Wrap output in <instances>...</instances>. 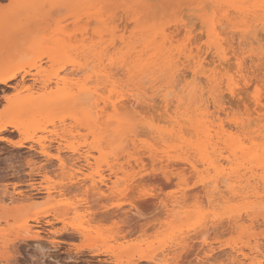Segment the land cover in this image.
<instances>
[{
  "label": "rangeland",
  "instance_id": "1",
  "mask_svg": "<svg viewBox=\"0 0 264 264\" xmlns=\"http://www.w3.org/2000/svg\"><path fill=\"white\" fill-rule=\"evenodd\" d=\"M210 1L0 0V71H20L16 79L0 85V137L4 138L0 141V264H31L39 258L48 264H264V103L253 101L261 93L264 102V32L258 27L252 35V27L251 33H242L245 26L255 25L251 16ZM260 1L235 0V6L264 8ZM190 18L194 19L188 24ZM210 19L221 27L215 41L204 24ZM187 31L195 34L193 39L200 34V41L191 40L193 33ZM213 44L223 50L230 67L214 59V49H207ZM88 49L104 51L101 60L91 64L98 78L93 71L86 75L92 76L90 87L98 86L110 108L95 125L79 123L83 107L72 101L69 106L42 101L30 107L19 101L46 82L45 93L55 95V100L63 90L74 92L85 74L72 70L85 61ZM207 51L210 58L205 57ZM185 55L196 60L201 56L203 72L219 84L215 92L204 81H191ZM174 71L189 78L171 86L169 76ZM105 73L112 76L111 83L103 82ZM145 73L148 76L139 81ZM56 78L73 84L56 85ZM237 87L244 94H237L241 90ZM137 94L143 97L140 106L149 108L134 104L129 119L123 110L126 117L112 112L110 104L116 96H125L121 99L127 102ZM131 114L136 118L131 120ZM199 123L208 127L206 134L197 130ZM94 137L98 143L89 146ZM22 141L25 147H18ZM127 141L122 151L120 145ZM40 142L48 145L50 158L39 153ZM58 148L63 159L72 158L71 149L89 151L90 162L77 164L83 168L76 175L74 192L66 190L73 168L60 167L53 158ZM112 148L120 157L117 162ZM208 158L213 166L207 164ZM186 159L199 165L197 172L193 174ZM113 164L119 168L118 181L109 176L108 166ZM225 173H230L227 196L211 193L214 180ZM99 174L109 179L106 183L113 189L106 200L95 197L91 187V179L98 180ZM100 187L108 194L105 186ZM115 211L120 217L112 215ZM25 221L31 226L29 233L20 230Z\"/></svg>",
  "mask_w": 264,
  "mask_h": 264
},
{
  "label": "bare ground",
  "instance_id": "2",
  "mask_svg": "<svg viewBox=\"0 0 264 264\" xmlns=\"http://www.w3.org/2000/svg\"><path fill=\"white\" fill-rule=\"evenodd\" d=\"M210 1V0H209ZM211 2V1H210ZM216 2L217 3H223V4H227L228 6H232V7H234V9L236 10V12L237 13H239V14H242L243 16H251V18H252V22L255 24L254 26H245V28L242 30V33H251V28L252 27H254V30H252L253 31V33H252V35H254V32L256 31V29L258 28V27H260V30L261 31H263L264 32V8H257L258 7V5H255V4H253L252 5V10H243V8L239 5H237L236 4V6H235V0H216ZM257 2H258V0H257ZM261 2V4H263V6H264V0H261L260 1ZM255 3V2H254ZM213 4H214V2H213ZM212 4V5H213ZM199 6V5H198ZM208 5H207V9H208ZM244 7V6H243ZM248 8V7H247ZM216 11V10H215ZM202 12V11H201ZM227 12V11H226ZM215 13H217V12H215ZM214 13V14H215ZM199 15V14H198ZM197 15V16H198ZM204 16V15H203ZM211 16V15H210ZM209 16V17H210ZM188 17V16H187ZM208 17V16H207ZM224 17L226 18V16L224 15ZM194 18H190V20L189 21H187V23L188 24H190V23H192V21L191 20H193ZM203 19V18H202ZM207 19V18H206ZM205 20V19H204ZM191 21V22H190ZM216 21V20H215ZM205 22V21H204ZM205 26L206 27H208L207 29V33L213 38L212 40L213 41H215L217 38H218V33H217V29H221V27H219V25H217L213 20H207L205 23ZM178 25V24H177ZM176 25V27H177V30L179 29L178 28V26L180 25H178L177 26ZM185 25H187L186 24V22H185ZM192 25H194V29H195V27H196V25H197V23L196 24H192ZM222 24L220 23V26H221ZM188 26V25H187ZM187 26H184V27H187ZM199 26V25H198ZM200 27V26H199ZM219 27V28H218ZM182 28H183V26H182ZM181 28V33H182V30H184V29H182ZM197 28V27H196ZM194 29L192 30L193 32H194ZM222 29H224V31H225V29L226 28H222ZM162 30V29H161ZM163 30H165V29H163ZM159 31V30H158ZM196 31V30H195ZM164 31H161V33H163ZM178 32V31H177ZM193 32H191V31H187V32H185V34L186 33H193ZM222 32V31H221ZM173 33H176L175 31L174 32H172V34ZM179 33V32H178ZM195 33V32H194ZM193 33V36H191V40H195V41H200L199 39H201V36H200V34H198L199 36H200V38L198 39V35L196 34V37L193 39L192 37H194V34ZM202 33H203V31H202ZM229 33V32H228ZM155 34V33H154ZM180 34V33H179ZM219 34H221L220 32H219ZM234 34V33H233ZM257 34H259V33H257ZM256 34V35H257ZM222 35V34H221ZM220 35V36H221ZM264 35V34H263ZM263 35H261V40H262V37H263ZM177 36V35H176ZM203 36H204V34H203ZM209 36V37H210ZM247 36V35H246ZM168 37V36H167ZM222 37H224V35H222ZM260 36L258 35V38H259ZM169 38V37H168ZM184 38H186V37H184ZM225 38V37H224ZM245 38H247V37H245ZM198 39V40H197ZM241 39V38H240ZM249 39H251V38H249ZM256 39V38H255ZM264 39V38H263ZM225 40H227V38H225ZM234 40V39H233ZM254 40V39H253ZM261 40H259V41H261ZM224 41V40H223ZM227 41H229V40H227ZM263 41V40H262ZM204 42V41H203ZM225 42V41H224ZM223 42V45H224V47H228V46H226V44H228L229 45V43L227 42V43H224ZM166 43V42H165ZM190 43L192 44V43H194V42H192V41H190ZM197 43H199V42H197ZM197 43L195 44V45H197ZM253 43V42H252ZM255 43H256V41H255ZM255 43H253L254 45H255ZM187 44H189V42H187ZM260 44V43H259ZM230 45H231V42H230ZM264 45V43L262 44V46ZM202 46V45H201ZM204 46V45H203ZM232 46V45H231ZM231 46H229V47H231ZM187 47H188V45H187ZM205 47H207V46H205ZM207 49H209V51H210V49H214V52H212L211 54H215V57H214V59L215 58H217V60H218V62H220V65L221 64H224L223 62H225V56H224V54H223V50H221L220 49V47L219 46H217L216 44H213V46L212 47H210V46H208L207 47ZM193 50V49H192ZM203 50H204V47H203ZM202 50V51H203ZM225 50V49H224ZM227 50H228V48H227ZM229 51L230 50H228V53L226 52V54L228 55V54H230L229 53ZM149 52V51H148ZM192 52V51H191ZM231 52V51H230ZM199 53V52H198ZM203 53V52H202ZM201 53V54H202ZM210 53V52H209ZM204 54V53H203ZM206 54V53H205ZM207 54H208V51H207ZM103 55H104V51L102 50L101 52H97L95 49L94 50H90V49H88V51L87 50H85V53H84V59H85V61L83 62V63H81V64H78L77 65V67L75 68V70L73 69L72 70V73H77V74H85V77H83V79L81 80V81H79L76 85H75V87H74V89H75V91L74 92H72V90L70 89V88H68L70 91H67V90H63V91H61V92H59V93H57L56 94V100H55V95H52V94H48V93H45V89L47 88V82L46 83H43V86L41 87V88H39L38 90H37V92H33V93H30V94H28V95H26L25 97H23L22 99H20L19 101H23V105L24 106H26V107H30V106H33V104L34 103H36V102H42V101H44V102H46V104H48V105H53V104H58V105H63V106H69L72 102H73V105L75 104V106L76 107H83V109H82V111H84V115H79V123L80 124H82V125H87V126H89V125H91V124H96L97 123V121H98V119H99V117L100 116H102V114L104 113V111H105V108L106 107H108L109 106V103H107V100H102L101 99V96L99 95V88H98V86L96 85V86H93V87H90V78L92 79V76L89 74V75H86V74H88V71H93L95 74H94V78L95 77H97L98 78V71L97 70H95L94 71V67L93 66H91V64L95 61V62H97L96 60H98V61H100L101 60V58L103 57ZM145 55V54H144ZM106 56V55H105ZM205 56V55H204ZM209 57L210 58V56H209V54L208 55H206L205 57ZM189 55H185V58L186 59H188V60H190V65H189V73H187V75H189L190 76V78H191V81L194 83V84H196V82L198 81V82H202V81H204V82H206V84L207 85H211L212 86V88L214 89V91L213 92H215V90H216V88H217V86L219 85L216 81H217V79L214 77V76H211V75H207L205 72H203V63L201 62V59H200V57L198 56V59L196 60L195 58H193V57H190ZM233 57H234V55H233ZM237 57V56H236ZM212 58V57H211ZM262 57L260 56V59H261ZM205 59V58H204ZM234 59V58H233ZM259 59V60H260ZM127 60V59H126ZM231 60V59H230ZM184 61V60H183ZM253 61V60H252ZM212 62V61H211ZM211 62H210V64H211ZM213 62H215V61H213ZM240 62V61H239ZM243 62V61H242ZM225 64H226V67H228V65H229V67L231 66L230 65V63H228V65H227V63L225 62ZM236 64V63H235ZM241 64H243V63H241ZM204 65H205V63H204ZM219 66V65H218ZM225 65H223V67H224ZM238 66H240V65H238ZM225 67V68H226ZM234 67H235V65H234ZM243 67V66H242ZM241 67V68H242ZM216 68H217V66H216ZM224 68V69H225ZM239 68V67H238ZM112 69H114V68H111V70ZM217 69H219V68H217ZM221 70H222V68H220ZM219 69V70H220ZM244 69V68H243ZM120 70V69H119ZM220 70V71H221ZM226 70V69H225ZM239 70V69H238ZM117 71H118V69H117ZM117 71H116V73H117ZM97 72V73H96ZM237 72V71H236ZM119 73V72H118ZM176 72L174 71V72H171V74H170V76H169V85H171V86H173V84L176 82H180V81H184V80H186V77H187V79L189 78L187 75H185V74H182V75H180L179 74V72H178V74L176 75L175 74ZM238 73V72H237ZM243 73V72H242ZM20 74V71L19 70H14V71H9V70H3V71H0V85H7L10 81H12V80H14V79H16V77L18 76ZM119 74H121V71H120V73ZM219 74V73H218ZM180 75V76H179ZM243 75H244V73H243ZM148 76V73H145V74H141V76H140V78H139V81L141 80H144L146 77ZM241 76V75H240ZM103 77H104V80H103V82H107V83H111L112 81V79H111V75L110 74H107V73H105L104 75H103ZM132 78H133V76H132ZM202 78H203V80H202ZM247 78V77H246ZM223 80V79H222ZM232 80H235L234 78L232 79ZM240 80V79H239ZM254 80H255V78H254ZM22 81H24V79H22ZM72 81V80H71ZM71 81H69L67 78H56L55 79V84L56 85H58V84H63V85H66V86H71L73 83L71 82ZM147 81L148 82H150V81H152V79L151 78H149V80L147 79ZM242 81V80H241ZM241 81H239V82H241ZM143 82V81H142ZM145 82V81H144ZM239 82H237L236 84H238ZM249 82V81H248ZM255 82H258V80H256ZM203 83V82H202ZM201 83V84H202ZM231 84L229 85V90H230V93L231 94H234L235 93V89H233V88H235V86H233V88L231 87V85H232V82H230ZM198 84V83H197ZM239 84H241V83H239ZM248 84V83H247ZM178 85H179V83H178ZM177 85V86H178ZM199 85V84H198ZM112 87H113V89H115L116 88V86L113 84V85H111ZM240 86V85H239ZM243 86V85H242ZM245 86H247V85H245ZM261 86H263V85H261ZM223 87V86H222ZM23 88H25V86H23L22 87V89ZM175 88V87H174ZM238 89H240L241 87H237ZM246 89H248L247 87H245ZM106 90L107 89H109V87L107 86V88H105ZM111 89V88H110ZM205 89V88H204ZM238 89H236V90H238ZM264 89V88H263ZM26 90L27 91H31V88H26ZM99 90V91H98ZM117 90V89H116ZM241 90H242V88H241ZM241 90H238L237 91V94L238 93H242V94H244V89L241 91ZM105 92V91H104ZM115 92V91H114ZM114 92H112V98H113V95L115 94ZM170 92V90L168 91V93ZM179 92V91H178ZM168 93H167V96H168ZM203 93V92H202ZM220 93V92H219ZM264 93V92H263ZM141 94H144V93H141ZM184 94V93H183ZM199 94V93H198ZM247 94V93H246ZM188 95V94H187ZM202 96H203V94H201ZM264 95V94H263ZM177 96V95H176ZM185 94H184V99H185ZM213 96V95H212ZM125 98V96H119V99L117 98V96H116V98H117V100H120L121 98L122 99H124ZM131 97L132 98H128L129 100H126L127 102H124L125 100H123V102H122V99H121V101H119V102H117V101H115V99L113 100V102L110 104V107L112 108V112L113 113H115V114H119V115H121L119 112H121L122 113V115L121 116H123V115H125V117H126V112H127V119H129V116L128 115H130V114H128V112L130 113V111L132 112V113H134V107H135V105H137V103L139 104V107H142V109H144V108H149V106L150 105H147L146 107H144L143 108V106H140V101H141V99L143 98L142 97V95H140V94H137L136 96H134V95H131ZM200 97V96H199ZM204 97V96H203ZM233 97H235L236 98V94H234V96ZM261 93H260V97L259 96H255L254 98H253V101H254V103L256 104V105H262V103H264L263 102V98L261 99ZM111 98V99H112ZM127 98V97H126ZM166 97L165 96H163V102L164 103H166L167 104V99H165ZM216 98V97H215ZM220 98H221V96H220ZM222 98H223V96H222ZM197 99V98H196ZM204 99V98H203ZM224 99V98H223ZM221 100V103H223L222 101H224V100ZM102 100V102H100L101 104L103 103L104 105H103V108H100L101 106H100V103H99V101H101ZM152 99H150L149 98V101H151ZM220 100V99H219ZM72 101V102H71ZM155 101H156V99H155ZM142 102V101H141ZM153 102V101H152ZM159 102V101H158ZM174 102V101H173ZM178 104H180L181 102H180V100H177L176 101ZM211 102V101H210ZM225 102V101H224ZM204 103V102H203ZM250 103H252V101L250 102ZM249 103V104H250ZM135 104V105H134ZM142 104V103H141ZM153 104H154V102H153ZM205 104V103H204ZM133 105H134V107H133ZM144 105V104H143ZM248 105V104H247ZM246 105V106H247ZM156 106H158V105H155V106H153L155 109H159L160 110V108L158 107V108H156ZM161 106V105H160ZM169 106H171V105H169ZM209 106V105H208ZM152 106H151V108L152 109H154ZM216 107V106H215ZM249 107V106H248ZM169 108V107H168ZM168 108H167V111H169L168 110ZM198 108H200V107H198ZM198 108L196 109V110H198ZM258 108V107H257ZM110 108L108 107V110H109ZM141 109V108H140ZM248 109V108H247ZM120 110H123V112H125V113H123L122 111H120ZM139 110V109H138ZM209 110V109H208ZM260 109H258V111H259ZM116 112H118V113H116ZM154 112V111H153ZM215 113V112H214ZM254 113V112H253ZM164 114L165 113H160L159 114V117L161 118V116L163 115L164 116ZM212 114V113H211ZM249 114H252V113H250L249 112ZM161 115V116H160ZM134 116V115H133ZM135 116H136V114H135ZM134 116V117H135ZM166 116V115H165ZM209 116V115H208ZM103 117V116H102ZM131 117H132V114H131V116H130V119H131ZM134 117H132V119L134 118ZM136 118V117H135ZM131 119V120H132ZM130 121V120H129ZM135 120H133V122H134ZM168 121V120H167ZM83 122H84V124H83ZM133 122H130V126L129 127H131V130H132V132L133 133H135V127H133ZM185 123V122H184ZM187 123V122H186ZM250 123V122H249ZM117 124H118V122H117ZM120 124V123H119ZM122 124H126V123H122ZM135 124V123H134ZM202 125H200V123L199 124H197V126H198V128L199 129H197V130H199V131H202L203 133H205L206 134V131H208V127L206 126H204V124L205 123H201ZM251 124V123H250ZM250 124H248V125H250ZM81 125V126H82ZM116 124H114L113 126H115ZM136 125V124H135ZM246 126V125H245ZM97 127V126H96ZM96 127H95V130L94 131H96ZM122 127V126H121ZM132 127L134 128V129H132ZM238 127V126H237ZM145 128V127H144ZM105 129V128H104ZM122 129V128H121ZM121 129H119V131H120V134H121ZM17 130V129H16ZM130 130V129H129ZM134 130V131H133ZM145 130H146V128H145ZM18 131V130H17ZM123 131V130H122ZM147 132H148V130H146ZM148 133H150V132H148ZM93 134V133H92ZM97 135V134H96ZM116 135V134H115ZM95 136V135H94ZM131 136V135H130ZM97 137V136H96ZM96 137H94V139H92L93 141H91V143H89V146H91L92 145V143L93 144H97L98 143V139L96 138ZM115 137V136H114ZM258 137V136H257ZM93 138V137H92ZM3 139L4 138H2V137H0V141H3ZM100 140V139H99ZM117 140V139H116ZM123 140V139H122ZM121 140V141H122ZM232 140V139H231ZM238 140V139H237ZM237 140H235V141H237ZM117 142V143H119V144H121L122 142ZM234 141V139H233V142H235ZM100 142V141H99ZM243 142V141H242ZM58 144H59V142H57ZM108 143V142H107ZM126 143H129L128 141L127 142H125V145L123 146V145H120L121 147H124V148H122L121 150L122 151H124V150H126L127 149V144ZM238 143V145H240V143L239 142H237ZM244 143V142H243ZM247 143V142H246ZM18 144V147H25L24 146V142L22 141V142H20V143H17ZM118 144V145H119ZM187 144V143H186ZM185 144V145H186ZM196 144H198V143H196ZM195 144V145H196ZM249 144H252V143H249ZM117 145V144H116ZM118 145L116 146V149L115 148H112V150H116V152H117V154H119V155H121L120 153L122 152H120L119 153V150H118V148L120 149L121 147H118ZM189 145V144H188ZM245 145V144H244ZM110 146V145H109ZM199 146V145H198ZM241 146V145H240ZM243 146V145H242ZM242 146H241V149H243L242 148ZM248 146V145H247ZM113 147V146H112ZM236 147V146H235ZM245 147H246V145H245ZM91 148V147H90ZM97 148V147H96ZM126 148V149H125ZM101 149V147L100 148H98V150H100ZM240 149V148H239ZM115 150H114V152H113V154H111L112 156H113V160L114 161H118V157H119V155H118V157L116 158V156H117V154L115 153ZM216 150V149H215ZM57 151H58V153L57 154H55L54 156H53V158L54 159H56L57 160V162L59 163V166L60 167H65L66 166V164H69V166L71 167V168H73V170H74V176L73 177H71L72 178V180H70V182H69V185L68 186H66V190L68 191L69 189L70 190H73L72 192H74V191H76V190H74V189H76L77 188V173H81L82 171V168H83V166H82V168H81V165H77V164H79L80 163V161L82 162H84V163H86V164H88V162H90V154H89V151H83V152H81V151H79V150H77V149H71V157L72 158H70L69 157V159L67 158V159H63L61 156H60V148H58L57 149ZM227 151V150H226ZM248 151V150H247ZM193 152V151H192ZM191 152V153H192ZM220 152V151H219ZM224 152V151H223ZM241 152V151H240ZM251 152V151H250ZM39 153L42 155V156H44V157H47V158H50L51 156H50V154L48 153V145H46V144H44V143H42V142H40L39 143ZM168 153H172V152H170V151H168ZM252 153V152H251ZM250 153V154H251ZM259 153V152H258ZM172 154H174V153H172ZM179 154H181V153H179ZM224 154V153H223ZM227 154V153H226ZM252 154H254V153H252ZM251 154V155H252ZM157 155V154H156ZM178 155V154H177ZM247 155V154H246ZM255 155L257 156V153H255ZM255 155H252L253 157L255 156ZM263 155H264V153H263ZM208 156V155H207ZM252 156H249L248 158H253ZM161 157V156H160ZM247 157V156H246ZM120 158V157H119ZM126 158V157H125ZM127 158H129V155L127 156ZM161 158H163V156L161 157ZM186 158H188V157H186ZM230 158V157H229ZM243 158V157H242ZM256 158V157H255ZM191 159V158H190ZM120 160V159H119ZM202 161H203V159H201ZM215 160V159H214ZM219 160V159H218ZM257 160V159H256ZM128 162L127 163H129V160H127ZM217 161V160H216ZM167 162V161H166ZM185 162L188 164V167L193 171V174H194V172H197V168H199V165H195V163L194 162H192L191 160H189V159H186L185 160ZM207 164H213V161L211 160V159H207ZM83 163V164H84ZM123 163V162H122ZM170 163V162H169ZM168 163V164H169ZM246 163V162H245ZM180 164V166H181V162L179 163ZM218 164V163H217ZM241 164V163H240ZM125 165V164H124ZM170 165V164H169ZM169 165H168V167H169ZM173 165H176V164H173ZM177 165H178V163H177ZM184 165V164H183ZM186 165V164H185ZM242 165V164H241ZM251 165V164H250ZM261 165L263 166L264 165V157H263V161H262V163H261ZM211 166H213V165H211ZM243 166H245V165H243ZM242 166V167H243ZM247 166V165H246ZM176 167V166H175ZM186 167H187V165H186ZM229 167V166H228ZM239 167V166H238ZM75 168V169H74ZM84 168H85V166H84ZM108 168H109V171H110V174H109V176L110 177H114L115 178V180L116 181H118L119 179H118V171H119V168H117L116 167V164H113V165H109L108 166ZM240 168V167H239ZM250 168H251V166H250ZM122 169H124V168H122ZM188 168H186L185 169V171L184 172H186V170H187ZM228 169H230V168H228ZM262 169V168H261ZM218 170V169H217ZM244 170V169H243ZM259 170V169H258ZM122 171V170H121ZM225 171H227V170H225ZM246 171H247V169H246ZM257 171V170H256ZM191 172V171H190ZM233 172V174H234V171H232ZM237 172H238V170H237ZM236 172V173H237ZM199 173V172H198ZM220 173V172H219ZM224 173V172H223ZM223 173H221V174H223ZM220 174V175H221ZM245 174V173H244ZM239 175H241V174H239ZM98 177H99V179L98 180H92L91 179V184H92V190L93 191H96V194H95V197H99L100 199L99 200H101V199H103V200H106V199H108L109 198V196L113 193V189L112 188H110L109 186H108V184L106 183V182H108L107 180H109V179H107V177L105 178L102 174H99L98 175ZM143 177V176H142ZM141 177V180L143 179ZM217 177H218V175H217ZM242 177V176H241ZM219 178V177H218ZM215 179V178H214ZM79 181L81 180V179H78ZM85 180V178L83 179V181ZM111 180V179H110ZM137 180H139V178L137 179ZM140 180V181H141ZM229 180H230V173H228V174H224V175H222L218 180H214V182L213 183H215V185L213 186V189L211 190V193H213V194H217V196H221L223 193L225 194V192H227V190H228V185H229ZM253 180H255V179H253ZM34 181V180H33ZM78 181V182H79ZM252 181V180H251ZM113 183V185L115 184V181H113L112 182ZM207 183V182H206ZM253 183V182H252ZM80 184V183H79ZM211 185V184H210ZM210 185H207V186H210ZM221 187H220V186ZM251 185V184H250ZM33 186V185H32ZM100 186H105L107 189H106V191H108V194H106L107 192H105L104 190H102L101 189V187ZM245 186V185H244ZM256 187V186H255ZM264 187V186H263ZM235 188V187H234ZM78 189V188H77ZM221 189H223V190H221ZM255 189V188H254ZM257 190V189H256ZM14 191H16V190H14ZM62 191V190H61ZM229 193V192H228ZM256 193V192H255ZM258 193V192H257ZM18 194V193H17ZM48 194V196H50V193L48 192L47 193ZM60 194V193H59ZM249 194V193H248ZM97 195V196H96ZM225 196H227L226 194H225ZM239 196V195H238ZM235 197V196H234ZM255 197H257V196H255ZM259 197V196H258ZM229 198V197H228ZM14 200V197H11V200ZM235 199V198H234ZM26 200V199H25ZM28 200V199H27ZM23 201H24V198H23ZM27 202V201H26ZM32 202V201H31ZM113 209H111V211H112ZM56 211V210H55ZM120 211V210H119ZM118 211V212H119ZM107 212V211H106ZM105 213V212H104ZM114 213V212H113ZM112 213V215L115 217L116 215V211H115V213L113 214ZM124 213V212H123ZM105 214H107L108 216L111 214H109V212L108 213H105ZM104 214V215H105ZM106 215V216H107ZM126 215V214H125ZM125 215H124V217H125ZM111 216V215H110ZM113 216H111V217H113ZM119 216V214L116 216V217H118ZM57 217V216H56ZM113 217V218H114ZM120 217V216H119ZM107 218V217H106ZM35 220V222L38 220V218H34ZM116 219V218H115ZM118 219V218H117ZM116 219V220H117ZM127 219H128V216H126L125 217V219H122L123 220V222L124 221H126L127 222ZM115 220V221H116ZM117 221H119V219L117 220ZM48 223V222H47ZM126 224V223H125ZM32 227H34V226H32ZM20 230L22 231V232H24V233H29L30 231H31V226L29 225V223L27 222V221H25L24 222V224L21 226V228H20ZM33 230V229H32ZM39 232V231H38ZM66 232V231H65ZM37 235V234H36ZM39 235V234H38ZM25 236V235H24ZM34 237V236H33ZM22 242V241H21ZM140 259H142V257L140 258ZM144 260H146V259H144ZM72 261V260H71ZM242 262V261H241Z\"/></svg>",
  "mask_w": 264,
  "mask_h": 264
},
{
  "label": "snow or ice",
  "instance_id": "3",
  "mask_svg": "<svg viewBox=\"0 0 264 264\" xmlns=\"http://www.w3.org/2000/svg\"><path fill=\"white\" fill-rule=\"evenodd\" d=\"M239 60H237V64L239 65ZM42 253L46 252L47 250L41 249L40 250ZM31 264H48V262L43 259V258H39V259H34L33 261H31Z\"/></svg>",
  "mask_w": 264,
  "mask_h": 264
}]
</instances>
